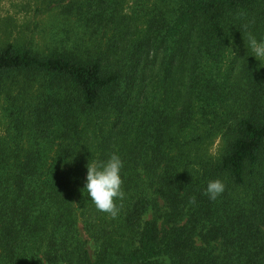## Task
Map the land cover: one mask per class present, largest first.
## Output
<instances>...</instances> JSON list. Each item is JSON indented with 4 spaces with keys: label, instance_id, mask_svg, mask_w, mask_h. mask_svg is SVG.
Listing matches in <instances>:
<instances>
[{
    "label": "trees",
    "instance_id": "obj_1",
    "mask_svg": "<svg viewBox=\"0 0 264 264\" xmlns=\"http://www.w3.org/2000/svg\"><path fill=\"white\" fill-rule=\"evenodd\" d=\"M130 1L41 0L70 46H0V264H264V69L246 43L264 0ZM112 153L115 219L83 189Z\"/></svg>",
    "mask_w": 264,
    "mask_h": 264
},
{
    "label": "rangeland",
    "instance_id": "obj_2",
    "mask_svg": "<svg viewBox=\"0 0 264 264\" xmlns=\"http://www.w3.org/2000/svg\"><path fill=\"white\" fill-rule=\"evenodd\" d=\"M130 5L131 1L128 0L126 11ZM52 7L42 4L41 0H0V46L11 42L42 52L69 47L74 38V28ZM257 62L264 69V60ZM206 148L210 156H216L221 148V137H215ZM145 218H150V215ZM78 226L81 229V222ZM81 237L86 239L89 255L94 258L97 244L82 231ZM196 244H201L199 238Z\"/></svg>",
    "mask_w": 264,
    "mask_h": 264
},
{
    "label": "clouds",
    "instance_id": "obj_3",
    "mask_svg": "<svg viewBox=\"0 0 264 264\" xmlns=\"http://www.w3.org/2000/svg\"><path fill=\"white\" fill-rule=\"evenodd\" d=\"M245 42V41H244ZM247 49L259 62L264 60V39L249 33L247 35ZM124 162L117 153H112L106 160H96L87 163L83 189L95 208L115 219L120 212L116 201L124 198L122 190V169ZM225 191V184L220 179L208 181L204 194L210 200H216ZM195 203L193 199L190 201Z\"/></svg>",
    "mask_w": 264,
    "mask_h": 264
}]
</instances>
